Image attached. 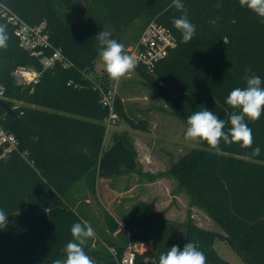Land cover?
Here are the masks:
<instances>
[{
  "label": "trees",
  "instance_id": "1",
  "mask_svg": "<svg viewBox=\"0 0 264 264\" xmlns=\"http://www.w3.org/2000/svg\"><path fill=\"white\" fill-rule=\"evenodd\" d=\"M64 1L0 0L28 23L46 21L52 42L47 53L59 48L69 61L45 69L33 85L18 84L13 76L16 67L42 69V63L20 45L14 26L0 13V25H6L9 36L7 47L0 48V87H4L3 99L15 109L11 117L0 107V125L18 140V149L0 146V208L9 215L8 227L0 230V264H54L66 258L63 249L73 239L71 226L89 217L76 206L74 193L81 202L87 199L86 191L96 192L100 177L126 171L147 174L126 133L115 132L106 144L104 121L109 109L101 101V84L89 75L96 69L100 50L96 36L103 29L125 45L126 53L152 20L176 34L177 47L154 70L139 65L135 69L184 122L194 111L206 108L230 126L233 109L226 98L232 89L246 86V69L264 80V22L241 7L239 0H183L188 19L196 26L188 43L182 42L173 25L183 13L172 0H66V6L81 16L77 22L62 15ZM138 19L141 23L135 28ZM110 83L106 75L105 87ZM116 110L130 127L149 131L150 120L129 114L120 96ZM248 125L253 131L252 148L221 141V150L216 151L200 142L166 172L223 232L201 227L191 217L171 219L153 202L139 199L119 219L107 212L109 236L100 237L123 251V231L121 239L114 236L121 220L137 238L153 244L147 255L157 263L173 245L182 250L193 242L204 253L206 264H232L214 246L220 239L245 263L264 264V114ZM256 147L260 155L249 158ZM84 250L96 264H115L106 247L94 246V237Z\"/></svg>",
  "mask_w": 264,
  "mask_h": 264
},
{
  "label": "rangeland",
  "instance_id": "2",
  "mask_svg": "<svg viewBox=\"0 0 264 264\" xmlns=\"http://www.w3.org/2000/svg\"><path fill=\"white\" fill-rule=\"evenodd\" d=\"M73 12L72 9L66 6L65 0L62 8L64 18L69 22L81 21V16ZM140 23L139 19L136 20L133 27H138ZM129 46L126 51H128ZM89 75L101 86H105L104 81L106 80L107 73L99 56L96 59L95 71L90 72ZM18 78V76H15V80L18 81ZM111 85L116 87L117 95L123 99L128 113L146 116L153 123L156 120H162L161 124H158V126H161L158 128L160 131L158 130L157 134L163 137L166 135L168 143L164 144L161 140H154L152 142V149L160 158L164 156L163 161L166 168L161 172H149L144 175H139L137 171H126L108 178L109 180L107 178L105 180H98L95 193L85 192L86 197L90 201L82 200L78 203V208L89 216L84 217V221L88 222L93 228L96 235H94L96 245H100L101 248L105 247L102 243L104 239L100 236H109L107 234L109 233L108 227L104 219L105 214L109 212L114 217L119 218L122 211L142 197L153 200L154 206L158 210H163L165 215L168 212V215L171 214L174 218L181 221H185L191 217L199 226L222 232L221 227L203 208L192 204L189 193L185 189L178 188L177 179L166 173L172 164L178 161L190 148L200 146V142H190L184 139L186 122L171 112L162 97L151 90L136 69L119 82L111 80ZM18 104H21V102H18ZM122 129H127L125 133L134 144L132 133L135 134V130L121 117L115 125L108 128L106 144L111 143L110 135L113 134L114 130L119 132ZM158 173H162V175H157ZM134 175L139 180L133 179ZM150 175L157 176L151 177ZM154 181H157V183L152 184L151 182ZM81 183L79 182V189L82 187ZM108 188L117 190V192L111 190L109 192L107 191ZM116 235L118 238H122L119 228L114 231V236ZM214 246L221 256L232 264H248L242 260L239 254L226 241L217 239Z\"/></svg>",
  "mask_w": 264,
  "mask_h": 264
},
{
  "label": "clouds",
  "instance_id": "3",
  "mask_svg": "<svg viewBox=\"0 0 264 264\" xmlns=\"http://www.w3.org/2000/svg\"><path fill=\"white\" fill-rule=\"evenodd\" d=\"M241 7H246L264 22V0H239ZM172 5L183 13L179 18L173 19V25L181 33L182 42L188 43L196 33V26L188 19L187 9L183 0H172ZM220 4H217L219 7ZM9 36L6 25H0V48H6ZM99 42V57L104 65V70L110 80L119 82L137 67V62L125 52V45L111 38V33L102 30L96 36ZM244 80L245 87H236L230 91L226 104L233 111L229 123L215 112L206 108L194 111L187 117V126L184 139L190 142L206 143L210 149L220 151L221 141L231 145L239 143L243 148H252L253 131L248 121L255 122L264 114V80L251 68L246 69ZM260 155V148L256 147L249 154V158ZM9 215L0 208V230L8 227ZM71 236L63 249L65 259H56L54 264H95V261L86 254L84 245L89 238L94 237L93 228L88 222H77L71 226ZM158 264H206V257L195 243L187 242L181 250L173 245L159 256Z\"/></svg>",
  "mask_w": 264,
  "mask_h": 264
},
{
  "label": "built area",
  "instance_id": "4",
  "mask_svg": "<svg viewBox=\"0 0 264 264\" xmlns=\"http://www.w3.org/2000/svg\"><path fill=\"white\" fill-rule=\"evenodd\" d=\"M0 13L14 26V33L19 39L20 45L30 51L32 55L39 57L42 63V69L26 65L16 67L13 76L14 78L15 76L19 77L18 81L16 80L18 84L33 85L40 80L45 69L53 67L57 62L64 65L69 64L61 49L55 48L51 53H47V50L52 48V42L46 21L39 24L28 23L13 14L7 6L1 3ZM177 45L178 38L176 34L169 27L155 19L146 25L138 40L129 46L128 54L137 62V65L152 71ZM100 88L102 104L109 109V115L104 121L108 131V128L115 125L120 118L116 110L118 95L114 85L108 88L101 86ZM3 96L4 87L1 86L0 98H3ZM1 145L6 146V150L18 149L16 136L0 125ZM118 223L126 241L123 251L117 245H110L102 240V243L112 255L115 264H158L154 258L147 255L148 252L152 251L153 244L145 239L137 238L134 231L127 228L123 221L119 220ZM95 240L94 246L97 247Z\"/></svg>",
  "mask_w": 264,
  "mask_h": 264
},
{
  "label": "crops",
  "instance_id": "5",
  "mask_svg": "<svg viewBox=\"0 0 264 264\" xmlns=\"http://www.w3.org/2000/svg\"><path fill=\"white\" fill-rule=\"evenodd\" d=\"M123 100V99H122ZM130 114V113H129ZM132 115V114H131ZM132 116H134V117H143V118H148V117H146V116H142V115H132ZM149 119V118H148ZM150 120V129H149V131H141V130H137V129H134L135 130V134H133L132 133V137H134L133 138V141H134V144H135V146H136V149H137V152H138V160H139V163H140V165H141V168H142V170H143V172L144 173H149V172H151V173H157V172H161V171H163V170H165V168H166V166H165V163H164V161H163V157L162 158H160L159 156H157V154L156 153H154L153 152V146H152V142L154 141V140H161V142L162 143H164V144H167L168 143V141H167V137H166V135H165V137H163L162 135H158L157 134V131L159 130L160 131V129H158V128H160V126L161 125H159L158 126V124H161V122H162V120H156V121H154V123L151 121V119H149ZM126 130L127 129H122V132L123 133H125L126 132ZM115 132H118V131H115L114 130V132H113V134L115 133ZM112 134V135H113ZM112 135H110L111 137H110V140H111V142H112ZM156 136H157V138H156ZM106 139H107V136H106ZM109 144V143H108ZM107 144V145H108ZM194 147H196V146H194ZM193 148V147H192ZM191 149V148H190ZM189 149V150H190ZM188 150V151H189ZM139 174V173H138ZM139 175H144V174H139ZM108 179L109 177H100V178H98V180H105V179ZM119 178H121V177H119ZM133 179H135V180H139L138 179V177L137 176H135L134 175V178ZM109 180V179H108ZM98 183V182H97ZM152 184H156L157 183V181H154V182H151ZM98 186V185H97ZM115 191V192H117V190H113L112 188H108L107 189V191H109V192H111V191ZM74 199H75V203H76V206H78V203H79V200H78V195L76 194V192L74 193ZM179 197V196H178ZM140 199H143V200H147V201H149V202H153V200H148L147 198H145V197H142V198H140ZM77 201V202H76ZM86 201H90L89 200V198H87L86 199ZM132 205V204H131ZM130 205V206H131ZM156 205V204H155ZM129 206V207H130ZM127 209H128V207H127ZM155 209L156 210H158V208H156V206H155ZM125 211V210H124ZM123 212V211H122ZM121 212V213H122ZM120 213V214H121ZM167 217H169V218H171V219H175V220H178V219H176V218H174L171 214L170 215H168V212H167V215H166ZM116 218V217H115ZM119 218H120V216H119ZM119 218H116V219H119ZM179 221H181V220H179ZM196 224H197V222H195ZM201 227H203V226H201ZM108 230V229H107ZM109 231V230H108ZM223 232V231H222Z\"/></svg>",
  "mask_w": 264,
  "mask_h": 264
},
{
  "label": "water",
  "instance_id": "6",
  "mask_svg": "<svg viewBox=\"0 0 264 264\" xmlns=\"http://www.w3.org/2000/svg\"><path fill=\"white\" fill-rule=\"evenodd\" d=\"M199 59H202V57H200ZM0 107L4 108L6 110V112L11 116L14 117L15 116V109L14 107H12L7 101H5L3 98H0Z\"/></svg>",
  "mask_w": 264,
  "mask_h": 264
}]
</instances>
